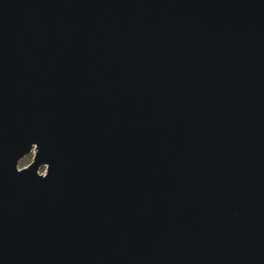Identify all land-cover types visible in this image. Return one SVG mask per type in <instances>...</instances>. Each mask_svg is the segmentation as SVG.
Here are the masks:
<instances>
[{
	"label": "water",
	"instance_id": "95a60500",
	"mask_svg": "<svg viewBox=\"0 0 264 264\" xmlns=\"http://www.w3.org/2000/svg\"><path fill=\"white\" fill-rule=\"evenodd\" d=\"M0 264H264V0H0Z\"/></svg>",
	"mask_w": 264,
	"mask_h": 264
},
{
	"label": "trees",
	"instance_id": "16d2710c",
	"mask_svg": "<svg viewBox=\"0 0 264 264\" xmlns=\"http://www.w3.org/2000/svg\"><path fill=\"white\" fill-rule=\"evenodd\" d=\"M32 158H33V154H32V153L29 154V155H27V156H25V157L21 160V162H20V166H21V167H22V166H25L26 164H28L29 162H31Z\"/></svg>",
	"mask_w": 264,
	"mask_h": 264
},
{
	"label": "rangeland",
	"instance_id": "374dc122",
	"mask_svg": "<svg viewBox=\"0 0 264 264\" xmlns=\"http://www.w3.org/2000/svg\"><path fill=\"white\" fill-rule=\"evenodd\" d=\"M32 160H33V158H32ZM32 160H31V161H32ZM29 163H30V162H29ZM29 163H28V164H29ZM28 164H26V165H28ZM26 165H25V166H26ZM20 167H21V166H20ZM22 167H24V166H22ZM44 170H45V167L41 168L40 171H44Z\"/></svg>",
	"mask_w": 264,
	"mask_h": 264
},
{
	"label": "built area",
	"instance_id": "2783aa9c",
	"mask_svg": "<svg viewBox=\"0 0 264 264\" xmlns=\"http://www.w3.org/2000/svg\"><path fill=\"white\" fill-rule=\"evenodd\" d=\"M42 173H45V171H41Z\"/></svg>",
	"mask_w": 264,
	"mask_h": 264
}]
</instances>
